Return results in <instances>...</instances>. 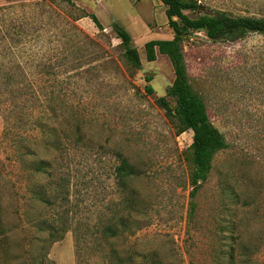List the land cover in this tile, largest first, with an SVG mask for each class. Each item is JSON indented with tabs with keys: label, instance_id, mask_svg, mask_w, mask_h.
Masks as SVG:
<instances>
[{
	"label": "rangeland",
	"instance_id": "1",
	"mask_svg": "<svg viewBox=\"0 0 264 264\" xmlns=\"http://www.w3.org/2000/svg\"><path fill=\"white\" fill-rule=\"evenodd\" d=\"M197 1L202 10L186 11L190 17L215 10L264 17V0ZM1 6L7 8L0 10V38L13 33L22 41L11 55L0 40L2 64L18 72V53L25 69L39 74V85L63 89L86 119L84 130L93 142H69L62 167L82 226L87 213L118 199L115 168L121 160L114 149H119L141 171L130 181L140 193L131 232L113 239L119 258L138 252L150 264H159L160 258L163 264H264V34L252 32L230 42L214 41L200 30L183 41L191 81L229 143L215 155L190 216L191 166L185 152L193 131L177 135L160 105L161 98L175 104L168 94L175 77L169 58L158 53L150 62L145 51L147 41L174 36L166 5L161 0H0ZM92 13L104 29L84 16ZM114 22L131 33L141 68L124 58ZM3 128L0 112V135ZM25 187L23 180L24 195ZM240 192L246 193L248 206L241 203ZM5 202V221L19 226L0 242V264H32V249L45 233H37L30 217L52 221L59 208L40 204L29 214L28 203L20 198L16 215L12 200L6 196ZM99 238L91 236L98 247L81 242L78 250L68 231L48 250L47 263L106 264L99 256ZM41 257L46 260L45 254Z\"/></svg>",
	"mask_w": 264,
	"mask_h": 264
},
{
	"label": "trees",
	"instance_id": "2",
	"mask_svg": "<svg viewBox=\"0 0 264 264\" xmlns=\"http://www.w3.org/2000/svg\"><path fill=\"white\" fill-rule=\"evenodd\" d=\"M161 1L167 7L166 15L170 27L174 30V36L147 41L145 51L150 62L157 59L158 53L169 58L175 77L168 94L173 97L175 104L161 98L160 105L177 135L188 130L193 131V141L185 152V160L191 166L189 215L193 216L197 207V193L209 178L214 157L218 152L226 150L229 143L225 134L211 120L202 94L191 81L183 41L193 31L200 30L205 31L214 41L233 42L252 32L264 34V17L232 15L223 10L203 12L197 17H190L186 11L202 10L197 0ZM5 8L7 7L1 6L0 10ZM84 16H90L100 29L105 28L96 14ZM113 29L121 40L126 61L132 67L141 68V56L133 43L131 33L118 22L113 23ZM0 40H5V48L10 49L11 55L14 54L12 49L15 50L22 44L21 39L13 33L1 37ZM20 58L16 53L14 60L15 67H19L18 72L7 70L0 61V112L4 120L0 135V242L19 226L17 223L10 226L5 221L6 196L12 200L16 215L20 214V198H24L28 203L29 214L34 213L33 210L40 204L57 206L58 214H55L56 217L52 221L42 219L43 217L37 221L35 216L30 217V221L34 220L33 225L37 233H45V236L40 238L41 241H37L41 245H35L32 249V264H49L48 250L55 242L64 239L71 227L70 180L68 175L62 172L66 167L65 159L68 161V144L72 142L75 145H85L93 141L84 130L86 119L82 112L76 110L67 100V93L52 83L39 85V74L26 70L24 61ZM44 76L47 82L51 80L49 72ZM150 79L151 77H148V80ZM100 146L104 147L102 144ZM4 152H7L5 157ZM114 152L121 160L115 168L117 184L123 193L124 203L129 204L126 212L102 228L101 237L111 247L113 264H150L145 253H127L126 258H119V250L113 242L119 235L131 232L132 223L135 222L133 206L137 203L140 193L130 181L141 173L121 150L114 149ZM39 177H43L45 181L40 182ZM247 177L249 176L245 175V179H249ZM23 180L26 181L25 195L22 192ZM130 189L135 192V196L131 194ZM245 194L238 193L241 203L248 206L249 201L243 200ZM41 254H45L46 260H43ZM135 257H140L139 261L134 262ZM49 262L55 264L53 260ZM158 263L163 264V260L160 258Z\"/></svg>",
	"mask_w": 264,
	"mask_h": 264
},
{
	"label": "crops",
	"instance_id": "3",
	"mask_svg": "<svg viewBox=\"0 0 264 264\" xmlns=\"http://www.w3.org/2000/svg\"><path fill=\"white\" fill-rule=\"evenodd\" d=\"M116 188L118 191V199L117 200L111 199L110 202H108L106 206H101L99 209L97 208V210H95L94 213L93 211L92 212L90 211L91 213H87L86 217H83L85 220L84 224H86V226L81 225V221L77 219L75 211L73 209L71 210V227L68 231L70 232L73 231L78 250H79V246L81 245V242H85L88 245V247L89 246L92 247V244H95V246L98 247V244L91 242L92 240L91 236L93 234L95 235L98 234L101 237L102 228L106 224L114 220V218L126 212V209L129 203L128 204L127 202L124 203L123 201L124 196H123L122 191L117 186ZM99 239L102 244V249L99 250V256L101 257L102 261H104V263L113 264L112 253H111L110 247H108V245L104 242L102 237ZM106 246L109 249H106L105 248Z\"/></svg>",
	"mask_w": 264,
	"mask_h": 264
}]
</instances>
